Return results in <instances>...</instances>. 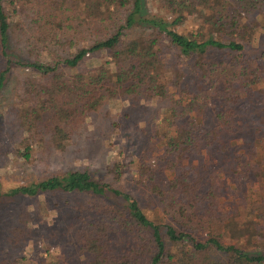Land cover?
Masks as SVG:
<instances>
[{"label":"trees","instance_id":"16d2710c","mask_svg":"<svg viewBox=\"0 0 264 264\" xmlns=\"http://www.w3.org/2000/svg\"><path fill=\"white\" fill-rule=\"evenodd\" d=\"M18 17L19 38L42 45L36 61L11 52ZM189 22L194 29L181 31ZM164 40L178 50L174 76L160 54ZM43 51L50 62L39 60ZM96 53L103 64L71 72ZM0 56V92L15 67L34 73L13 108L28 135L18 142L27 159L36 150L67 153L88 117L118 100L164 105L153 149L166 150L172 176L161 184L144 157L140 165L162 206L159 224L132 194L88 171L6 193L0 185V202L59 193L86 199L67 205L74 264H264V0H0ZM225 171L235 187L227 192ZM256 182L254 199L247 189Z\"/></svg>","mask_w":264,"mask_h":264},{"label":"rangeland","instance_id":"374dc122","mask_svg":"<svg viewBox=\"0 0 264 264\" xmlns=\"http://www.w3.org/2000/svg\"><path fill=\"white\" fill-rule=\"evenodd\" d=\"M10 1V0H8ZM70 2V0H61ZM25 21L18 17L13 20V35L11 52L17 59L24 62L36 61V39L28 45L25 39L19 38L17 26L24 25ZM75 25L79 32L84 31L82 25ZM194 29L189 22L180 30L187 33ZM85 32L91 30L86 27ZM135 32V31H133ZM31 34V33H29ZM36 38H44L40 33ZM79 37L81 46H84L82 34ZM34 44V45H33ZM41 44V43H40ZM34 47V49H33ZM75 52V47L71 48ZM161 56L166 62V71L174 76L178 69V50L168 46L164 40ZM40 58V59H39ZM38 59L50 62L53 57L43 51ZM106 57L103 54H89L86 61L78 68L71 70L77 72L87 67L103 64ZM177 66V67H176ZM4 68L0 56V70ZM30 69L15 67L8 78L5 88L0 92V185L2 192L11 191L17 187L38 183L53 176H59L69 171H88L92 176L102 182L126 193L132 194L142 204L147 216L155 223H161L163 216L162 206L157 196L151 191L148 176L141 173L142 158L153 171L156 180L161 184L171 178L173 166L168 163L170 158L166 150L155 147V128H162L164 105L158 103H145L134 107L132 102L118 100L113 105L88 117V126L76 141L75 146L67 153L47 155L36 150L31 152L29 159L22 155V148L18 142L28 136L21 132V121L13 112L14 104L20 100V91L26 77L33 76ZM198 88V87H197ZM206 89V85L202 86ZM207 88H209L207 86ZM24 136V137H23ZM157 143V142H156ZM159 145V143L157 144ZM255 156L261 162L262 151ZM205 160V161H204ZM193 162L203 166L206 170L214 172L216 164L206 158L195 156ZM232 173V172H231ZM229 171L221 173L219 178L229 183L226 192L235 188L229 179ZM257 182L251 193L253 198ZM164 186V185H163ZM243 194H241L242 196ZM83 196L77 198L64 196L21 197L13 200L3 198L0 202V264L20 260L23 264H74L72 241L69 235L70 217L67 215V205L85 203ZM25 213V214H23ZM24 215L21 220L20 216ZM245 216V213H242ZM228 241V237L226 239ZM77 258V256H74ZM81 259V257H80ZM73 261V262H72Z\"/></svg>","mask_w":264,"mask_h":264}]
</instances>
